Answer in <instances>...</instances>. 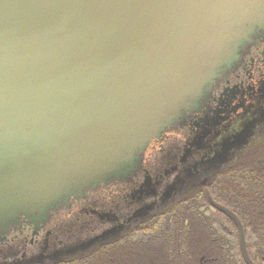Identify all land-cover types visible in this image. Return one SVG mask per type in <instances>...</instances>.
<instances>
[{
	"label": "water",
	"instance_id": "95a60500",
	"mask_svg": "<svg viewBox=\"0 0 264 264\" xmlns=\"http://www.w3.org/2000/svg\"><path fill=\"white\" fill-rule=\"evenodd\" d=\"M263 21L264 0H0V222L126 179Z\"/></svg>",
	"mask_w": 264,
	"mask_h": 264
},
{
	"label": "flooded vegetation",
	"instance_id": "af4514ba",
	"mask_svg": "<svg viewBox=\"0 0 264 264\" xmlns=\"http://www.w3.org/2000/svg\"><path fill=\"white\" fill-rule=\"evenodd\" d=\"M135 157L126 179L80 184L45 213L2 220L0 264H99L107 254L110 264H163L160 254L167 264H246L221 208L240 223L250 262L264 264V198L244 193L264 169V21ZM245 200L249 217L234 204Z\"/></svg>",
	"mask_w": 264,
	"mask_h": 264
},
{
	"label": "trees",
	"instance_id": "16d2710c",
	"mask_svg": "<svg viewBox=\"0 0 264 264\" xmlns=\"http://www.w3.org/2000/svg\"><path fill=\"white\" fill-rule=\"evenodd\" d=\"M245 179H246V183H249L252 186V187H250L248 189V191H246V192L244 191L245 195L247 196L246 198H248V199H251V198H254V197L264 198V169H260V171L256 172V173H252L250 176H247ZM234 204L237 207H239V209L242 210V212L244 214H247L248 217H249V214H252L253 212L255 213V211H256L253 206H250V204L247 202V200H245V202H243V204L235 203V202H234ZM260 204H262L261 207L264 206V202L263 201H261ZM248 217H246V218L248 219ZM248 223L251 224L252 223V219H248ZM251 226H253V225H251ZM215 237L216 236H214V238ZM260 244H264V242H261ZM153 254L154 253H151V252L146 254V257H147L146 259L148 261H155L156 256H155V254L154 255ZM154 256H155V258H154ZM146 259L143 258V260H141V261L146 262ZM157 259L160 260L157 263H163V264L165 263V264H167L166 256L163 257L162 254H160V255H157ZM197 259H198V257H197ZM85 264H96V262L92 259V260H90L89 262H87ZM99 264H110L109 263V255L107 254L104 258L99 259Z\"/></svg>",
	"mask_w": 264,
	"mask_h": 264
}]
</instances>
